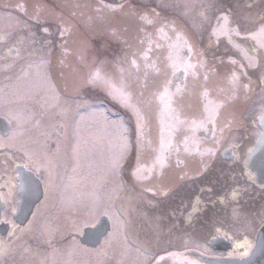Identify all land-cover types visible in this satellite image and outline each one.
<instances>
[{
    "label": "rangeland",
    "instance_id": "374dc122",
    "mask_svg": "<svg viewBox=\"0 0 264 264\" xmlns=\"http://www.w3.org/2000/svg\"><path fill=\"white\" fill-rule=\"evenodd\" d=\"M105 5L122 7L113 9ZM163 6L166 9L148 5L145 0H0V26L40 27L44 32L43 41L51 38L48 47H35L38 57L31 59L32 62L25 67L26 80L29 79L26 92L30 90L50 96L48 93L53 89L58 97L50 100V104L37 107L41 116L55 110L68 90L73 95L78 93L73 106L87 103L88 110L80 116L78 128L81 124L87 125L89 136L78 139V165L73 185L81 182L80 163L87 158L88 164L82 169L86 172L89 187L85 203L78 206L75 205L76 199H72L69 211L73 221L71 264H148L146 251L151 248H148L144 216L137 215L142 227L138 228L137 244L133 246L130 224L127 221L125 225L124 211L114 204L115 194L119 188L127 186L132 170L136 169L135 189L142 200L148 198L160 202L161 196L168 193L175 182L191 177L192 173L201 174V182L205 179L211 181L210 186L216 191L230 184L229 171L233 183L246 185L241 163L223 162L219 154L228 144H236L237 152L245 155L246 148L253 144V138L259 132L256 117L264 115V61L259 62V67H256L258 62L249 67L247 63L253 61L242 60L224 44L213 46L208 38L213 26L210 16L197 14L191 18L195 30L192 31L180 21L177 5ZM144 15L152 23L141 19ZM231 15L237 30L257 33L254 39L264 42V35L258 31L264 24V0H232ZM65 28L69 31L61 35ZM177 33L183 40H177ZM57 37H61L58 46ZM184 40L191 46V53ZM242 41L248 44L246 40ZM30 44L26 38L25 49ZM146 52L147 59L144 58ZM170 53L181 70L185 62L195 65L196 75L190 71L187 78L184 76L183 83L175 80L179 73H173ZM133 59L137 62L135 67ZM96 68L117 87L123 86L131 94V102L143 114V136L139 140L133 110L109 95L105 87L84 84V74L88 76ZM234 72L239 77L235 84L231 81ZM49 76L57 81L51 83ZM169 80L171 92H175L177 86L182 90L174 97L173 107L183 123L163 111V105L157 99ZM205 90L207 98L203 95ZM233 92L234 98L229 99ZM208 100L225 101L214 121H210L205 112ZM202 121L204 126H198ZM207 125L212 126V135L209 138L199 136L198 132L208 131ZM162 126L166 129V145L171 140L163 152ZM206 149H213L215 154H208ZM158 158L163 159L162 166ZM146 165L147 175L144 171ZM241 195L231 202L232 209L228 214L234 234L252 233L264 216L261 212L264 189L248 188ZM138 204L147 208L145 203ZM101 214L115 221L113 230L98 248L81 246L76 238L82 230L80 224L86 219V223L93 225ZM199 245L204 248L206 243L201 240ZM155 264H164L162 256L157 257Z\"/></svg>",
    "mask_w": 264,
    "mask_h": 264
},
{
    "label": "flooded vegetation",
    "instance_id": "af4514ba",
    "mask_svg": "<svg viewBox=\"0 0 264 264\" xmlns=\"http://www.w3.org/2000/svg\"><path fill=\"white\" fill-rule=\"evenodd\" d=\"M145 1H148V5L155 4L162 9H166L164 4L177 5L180 21L192 31L195 30L191 18L197 14L210 16L213 26L208 38L213 46L224 44L228 50H233L242 60L249 62L245 58L246 52L248 57H256L251 60L254 64L258 62L256 67L264 61V48L257 43H261L262 39L255 40L243 29L237 30L231 15L232 0ZM225 15L228 16L226 25L223 20ZM222 25H225L229 35L222 34ZM43 35L40 27L0 26V241L6 245L5 253L0 255V264H71L73 221L69 211L72 209V199H76L75 205L78 206L85 203L89 187L86 172L82 169L88 164L87 158L80 163L83 172L81 182L73 185L78 165V139H87L89 136L87 125L81 124L78 128L80 116L88 110L87 103L73 106L78 93L73 95L68 90L57 108L42 117L39 105L57 100L53 89L48 93L50 96L25 91L29 81L26 80L25 67L39 54L35 47H48L52 43L48 37L43 41ZM26 38L31 42L28 49L24 47ZM60 42L61 37H57V46ZM178 73L181 74L180 83H183V70ZM83 77L85 80L87 74ZM49 79L51 83L57 81L53 76H49ZM100 101L103 103V99ZM256 125L259 132L253 138V144L246 148L245 155L237 152L236 144H228L219 154L223 162L241 163L246 185L233 183L229 171L230 184L216 191L210 186L211 181L205 179L201 182V174L192 173L191 177L175 182L173 188L161 196L160 202L157 199L142 200L135 189L136 169L131 171L127 186L119 188L115 194L114 204L117 209L124 211L125 225L127 221L130 224L133 246L137 244L138 228L142 227L137 215L144 216L150 244L148 248H151L146 251L148 264H155L159 256H162L164 264H188L189 261L226 264L223 259L242 258L249 254L264 225V216L258 225L252 226L257 225L252 233L243 231L234 234L228 214L232 209L231 202L240 198L244 190L264 189V184L256 181L254 173L247 166L248 153L262 132ZM207 126L208 131L198 132L199 136L209 138L212 135V126ZM226 150L231 154L229 159L223 157ZM144 171L147 175L148 165ZM138 203H145L147 208L143 209ZM261 208V212H264V208ZM108 218L110 229L96 246L80 242L83 228L90 225L86 219L85 223L82 221V230L80 234L77 232L76 237L80 245L98 248L113 230L115 221ZM9 232L13 235L9 236ZM201 240L206 243L204 248H200ZM211 240H214L213 246L210 245ZM207 259L212 261L208 262Z\"/></svg>",
    "mask_w": 264,
    "mask_h": 264
},
{
    "label": "snow or ice",
    "instance_id": "6c2138e0",
    "mask_svg": "<svg viewBox=\"0 0 264 264\" xmlns=\"http://www.w3.org/2000/svg\"><path fill=\"white\" fill-rule=\"evenodd\" d=\"M105 7L108 8H119L122 7L121 5H116V6H112V5H105ZM141 19L145 20L148 23H152V21L147 17V15H144L141 17ZM223 20L225 22V25L228 21V16L225 15L223 16ZM225 25H222L221 27L224 28V31L222 34L224 35H229L228 30L226 29ZM45 31H47V29H44ZM67 31H69V29L65 28L62 29L61 31V35H64ZM161 32H163V29L160 30ZM216 30L214 29V32ZM235 31V30H233ZM259 34L260 35H264V24H261L260 28H259ZM237 35H239V32H236ZM251 37H255L257 35V33H250L249 34ZM0 39H2V37H0ZM177 40H183V37L181 36L180 33H177ZM184 45L188 47V51L189 53L192 52V48L190 45H187V41L184 40ZM151 44V41L149 42ZM260 46L262 48H264V42L260 43ZM245 54V58L249 59L250 61L253 60L254 58H250L247 56L246 52ZM145 59H147V52L145 53ZM169 60H170V66L173 68V73L175 74V72L180 71L181 70V66L177 64L176 60H174L172 58V55L170 53L169 56ZM233 63H235V61H232ZM132 65L135 67L137 66V62L135 59L132 60ZM255 64L254 63H250L249 67H254ZM151 67L155 68V65H151ZM183 72H184V76L185 78H187L189 72H192V75L195 76L196 73L194 71L195 69V65L185 62L183 64ZM201 67H203V64H201ZM156 71H159V69H156ZM239 77L236 75V73L234 72L232 74L231 77V81L233 82V84H235L236 81H238ZM205 80H207V76H205ZM171 83V80L168 81V83L164 86V89L162 92L159 93V95L157 96V99L161 102V104L163 105V111L167 112L169 114V116H172L178 123H183V121H180L179 119V114L177 112V110L173 107V103H174V97L179 95L181 93V88L180 86H177L175 92H171L168 88V84ZM84 84H90V85H101L103 87H105L109 93V95L113 96L114 99H118L122 104L130 107L133 112L135 113L136 117H137V135H138V140L143 136V122H144V116L143 114L140 112L139 108L136 107V105H134L131 101H132V97L131 94L127 91H125L124 87H117L109 78H107L105 75L102 74L101 70L99 68H96L95 70L91 71L87 78L84 80ZM245 88H247L248 86L245 85ZM204 97L207 98L208 96V92L207 90H205V92L203 93ZM235 96V92H233V96L229 97V99L234 98ZM58 99V97H57ZM225 101H220V102H213L211 100H208L207 103L205 104V112L208 113V119L210 121H214L216 118V115L218 113V110L224 105ZM195 123V122H193ZM200 127L204 126V122H200V124L198 125ZM166 129L162 126L161 127V151L163 152L164 150H166V147L168 145L171 144V140L169 139L167 141V145L165 143V139H164V133H165ZM168 132L171 131V129H167ZM223 131V130H221ZM187 150V149H186ZM206 152L208 154H212L214 155V150L213 149H206ZM203 155V153H202ZM159 162L161 164V166L163 165V159L158 158ZM139 178H143V177H139ZM236 196V193H233V197ZM195 210V209H194ZM121 227H123V224H121ZM217 231L219 232V229H217ZM13 233L9 232V236H12ZM6 251V245L4 241H0V255H3ZM247 254V253H245ZM188 264H198L197 261H189Z\"/></svg>",
    "mask_w": 264,
    "mask_h": 264
},
{
    "label": "water",
    "instance_id": "95a60500",
    "mask_svg": "<svg viewBox=\"0 0 264 264\" xmlns=\"http://www.w3.org/2000/svg\"><path fill=\"white\" fill-rule=\"evenodd\" d=\"M180 76L181 74L175 75V80L180 79ZM257 123L262 133L248 153L247 166L254 173L256 181L264 184V115L257 117ZM223 157L229 159L231 157L230 152L228 150L224 151ZM109 229V218L103 215L95 225L87 226L83 229L80 241L88 246H96L101 242ZM213 242L214 240H211V246L214 245ZM207 261L210 262L212 260L207 259ZM223 261L226 264H264V225L260 228L255 244L248 255L242 258L232 257L226 260L223 259Z\"/></svg>",
    "mask_w": 264,
    "mask_h": 264
}]
</instances>
